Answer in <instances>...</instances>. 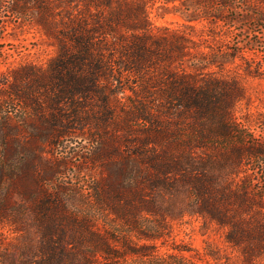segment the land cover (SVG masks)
Wrapping results in <instances>:
<instances>
[{
    "label": "trees",
    "instance_id": "1",
    "mask_svg": "<svg viewBox=\"0 0 264 264\" xmlns=\"http://www.w3.org/2000/svg\"><path fill=\"white\" fill-rule=\"evenodd\" d=\"M148 3L0 0L53 39L57 55L36 75L49 71L61 91L120 86L140 126L122 139L138 165L128 187L0 199V232L13 234H0V264H230L166 241L170 220L185 215L224 229L242 264L264 257V137L235 114L241 74L264 78V0H162L182 28L153 27Z\"/></svg>",
    "mask_w": 264,
    "mask_h": 264
},
{
    "label": "rangeland",
    "instance_id": "2",
    "mask_svg": "<svg viewBox=\"0 0 264 264\" xmlns=\"http://www.w3.org/2000/svg\"><path fill=\"white\" fill-rule=\"evenodd\" d=\"M148 1L153 27H183L186 21L180 13L165 10L162 0ZM56 55L53 39L35 19L1 9L0 199H92V183L116 190L123 183L128 187L135 176L132 146L122 140L130 137L132 127H140L127 99L131 92L89 85L61 91L51 85L49 71L36 75ZM241 82L246 98L236 106V117L264 137V78L241 74ZM10 84L20 99L11 97ZM6 163L14 166L7 168ZM11 171L13 179L4 176ZM165 231L170 244L175 241L201 253L210 248L231 258L230 264H242L239 252L225 243L224 229L197 216L170 220ZM3 233L13 235L9 227ZM224 260L211 259L213 264Z\"/></svg>",
    "mask_w": 264,
    "mask_h": 264
}]
</instances>
